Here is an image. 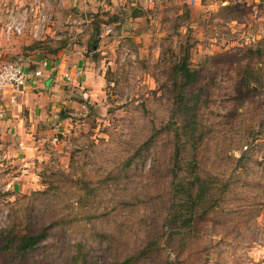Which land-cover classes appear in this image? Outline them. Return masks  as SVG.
Masks as SVG:
<instances>
[{
  "label": "rangeland",
  "instance_id": "374dc122",
  "mask_svg": "<svg viewBox=\"0 0 264 264\" xmlns=\"http://www.w3.org/2000/svg\"><path fill=\"white\" fill-rule=\"evenodd\" d=\"M15 20L23 33L7 36ZM0 39L26 42L2 64L83 55L92 77L85 96L65 87L79 105L31 172L0 157V232L53 225L0 264H264V0H0ZM180 63L201 72L186 91L201 94L196 128L175 113ZM193 174L217 205L185 229L172 183Z\"/></svg>",
  "mask_w": 264,
  "mask_h": 264
},
{
  "label": "crops",
  "instance_id": "0c3cea01",
  "mask_svg": "<svg viewBox=\"0 0 264 264\" xmlns=\"http://www.w3.org/2000/svg\"><path fill=\"white\" fill-rule=\"evenodd\" d=\"M22 42L20 39H9L4 44L7 48L3 50L0 39V67L3 65L2 59H9L11 54H17L19 50L23 52L19 45L26 42ZM42 57L38 55L24 60L23 64L29 72L39 68L44 61H47L49 66L38 84L30 83L23 92L15 95L12 108L4 120L0 121V149L3 151L0 157L4 159V164L13 165L16 174L19 171L31 172L29 167H34L36 158L44 154L43 144L55 135L57 125H62L64 111L79 105L76 100H72L74 91H67L65 87L72 86L76 89L75 94L84 96V88L92 87L90 73L84 76V67H90V63L83 55L74 59L60 58L56 62ZM13 96V91L7 90L5 102L9 103ZM23 178H27L25 174L13 178L15 190L22 189L20 181Z\"/></svg>",
  "mask_w": 264,
  "mask_h": 264
},
{
  "label": "trees",
  "instance_id": "16d2710c",
  "mask_svg": "<svg viewBox=\"0 0 264 264\" xmlns=\"http://www.w3.org/2000/svg\"><path fill=\"white\" fill-rule=\"evenodd\" d=\"M140 12L138 10L134 11L133 16L139 17ZM98 30V31H97ZM97 33L99 28H97ZM98 42L93 41L91 47L97 46ZM262 52L257 49L255 53ZM251 53V52H250ZM173 80V92L175 94V103L177 115L182 114L189 118L188 125L184 127L194 128L197 127V120L195 111L200 109V99L201 94H191L189 98L186 97L187 90L198 84L201 79L200 71H192L183 63L176 66L174 71ZM195 114V116H190V114ZM179 130L177 131V135ZM178 156L176 155V163ZM177 166V165H176ZM175 169V168H174ZM194 169L192 168V173ZM194 178L190 186H186L183 182L172 183L174 186V221L177 226H182V228H192V224L195 219V215L198 209L204 204H207L209 197H212L211 187L207 180H201L198 174H193ZM79 184H83L82 181H78ZM197 183V184H196ZM88 190L90 194L91 189L88 185L83 186ZM209 208L211 211L212 207L217 202L215 200H209ZM204 211H208L204 209ZM208 213V212H205ZM181 222V224L179 223ZM173 225V219H172ZM53 229V225L44 228L39 234H34L32 231H25L21 229V224L13 221L10 226L0 232V255H12L15 253L20 259H24L31 253L37 251V249L45 242L50 231ZM23 261V260H22ZM124 264H129L125 262Z\"/></svg>",
  "mask_w": 264,
  "mask_h": 264
},
{
  "label": "built area",
  "instance_id": "2783aa9c",
  "mask_svg": "<svg viewBox=\"0 0 264 264\" xmlns=\"http://www.w3.org/2000/svg\"><path fill=\"white\" fill-rule=\"evenodd\" d=\"M141 7L152 5L154 0H138ZM24 25L21 21L15 20L6 25L7 36L22 35ZM49 66L44 61L39 68L34 71H27L22 62L5 63L0 67V121L4 120L7 112L12 108L15 95L23 92L30 83L38 84L45 76V69ZM81 72H78L80 74ZM7 90H12L14 96L9 103L5 102L4 96Z\"/></svg>",
  "mask_w": 264,
  "mask_h": 264
}]
</instances>
